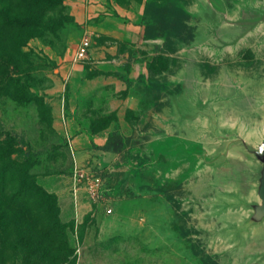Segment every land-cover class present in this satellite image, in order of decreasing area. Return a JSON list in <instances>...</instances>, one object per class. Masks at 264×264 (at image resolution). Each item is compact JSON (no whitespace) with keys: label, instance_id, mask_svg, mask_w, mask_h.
Masks as SVG:
<instances>
[{"label":"rangeland","instance_id":"374dc122","mask_svg":"<svg viewBox=\"0 0 264 264\" xmlns=\"http://www.w3.org/2000/svg\"><path fill=\"white\" fill-rule=\"evenodd\" d=\"M76 1L62 0L55 34L0 67V139L15 138L11 158L29 162L59 211L47 245L0 230V264H264V220L250 223L264 169L251 152L264 143V0H107L110 35L79 23ZM170 7L190 13L192 42L154 29L144 39ZM140 63L146 76L130 78ZM75 169L100 175L110 203L75 194Z\"/></svg>","mask_w":264,"mask_h":264},{"label":"trees","instance_id":"16d2710c","mask_svg":"<svg viewBox=\"0 0 264 264\" xmlns=\"http://www.w3.org/2000/svg\"><path fill=\"white\" fill-rule=\"evenodd\" d=\"M64 11L62 0H0V67L12 64L11 52H20L28 40L44 33L55 34L65 19ZM164 13L169 21L146 26L144 39L154 38L147 31L154 29L156 36L169 31L178 41L192 42L190 13L181 7H170ZM14 142L10 135L0 139V230L6 241L17 238L25 247L31 242L40 247L55 239L57 199L38 185L27 160L17 162L11 158Z\"/></svg>","mask_w":264,"mask_h":264},{"label":"crops","instance_id":"0c3cea01","mask_svg":"<svg viewBox=\"0 0 264 264\" xmlns=\"http://www.w3.org/2000/svg\"><path fill=\"white\" fill-rule=\"evenodd\" d=\"M72 7V14L76 16L79 23L84 24L88 31L95 35L111 34V24L115 18L113 8L110 7L107 0H79L73 3ZM127 28L126 38L131 45L139 46L144 42L140 26L130 25ZM140 75L146 76V65L141 63L132 64L129 70L130 78L135 79Z\"/></svg>","mask_w":264,"mask_h":264},{"label":"built area","instance_id":"2783aa9c","mask_svg":"<svg viewBox=\"0 0 264 264\" xmlns=\"http://www.w3.org/2000/svg\"><path fill=\"white\" fill-rule=\"evenodd\" d=\"M88 48V42L86 39L80 41L77 46L74 63L81 61L85 58ZM73 191L76 194L77 191L82 190L88 201L93 204L110 203L109 200L103 199L105 187L100 175H96L90 170L75 169L72 177ZM113 209L108 205L105 208L107 215L112 214Z\"/></svg>","mask_w":264,"mask_h":264},{"label":"water","instance_id":"95a60500","mask_svg":"<svg viewBox=\"0 0 264 264\" xmlns=\"http://www.w3.org/2000/svg\"><path fill=\"white\" fill-rule=\"evenodd\" d=\"M251 152L264 163V143H261L257 150ZM258 181L257 195L260 202L253 205L254 211L250 217V223H259L264 220V169H262Z\"/></svg>","mask_w":264,"mask_h":264}]
</instances>
